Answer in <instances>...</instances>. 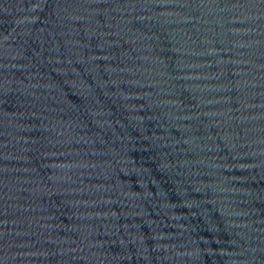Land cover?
<instances>
[{"label":"water","instance_id":"1","mask_svg":"<svg viewBox=\"0 0 264 264\" xmlns=\"http://www.w3.org/2000/svg\"><path fill=\"white\" fill-rule=\"evenodd\" d=\"M0 264H264V0H0Z\"/></svg>","mask_w":264,"mask_h":264}]
</instances>
